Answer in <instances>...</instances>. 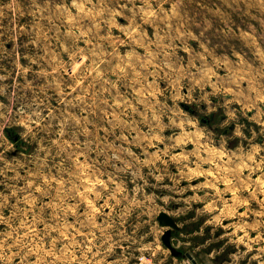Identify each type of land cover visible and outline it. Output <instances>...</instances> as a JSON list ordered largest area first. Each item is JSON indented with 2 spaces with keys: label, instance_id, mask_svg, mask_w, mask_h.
<instances>
[{
  "label": "rangeland",
  "instance_id": "rangeland-1",
  "mask_svg": "<svg viewBox=\"0 0 264 264\" xmlns=\"http://www.w3.org/2000/svg\"><path fill=\"white\" fill-rule=\"evenodd\" d=\"M188 252L264 264V0H0V264Z\"/></svg>",
  "mask_w": 264,
  "mask_h": 264
},
{
  "label": "water",
  "instance_id": "water-1",
  "mask_svg": "<svg viewBox=\"0 0 264 264\" xmlns=\"http://www.w3.org/2000/svg\"><path fill=\"white\" fill-rule=\"evenodd\" d=\"M162 220H165L166 221V225L167 226H170V227H173L175 225V222L172 218H170L169 216H167L166 214H163L161 215V218ZM170 238H171V231H167L163 237V242L165 244L166 247H168V249L171 251L172 255L175 256V257H181L183 256V253L178 250L170 241ZM189 260L192 261V263H196V261L194 260L192 254H190L189 252L186 253L185 255Z\"/></svg>",
  "mask_w": 264,
  "mask_h": 264
},
{
  "label": "trees",
  "instance_id": "trees-1",
  "mask_svg": "<svg viewBox=\"0 0 264 264\" xmlns=\"http://www.w3.org/2000/svg\"><path fill=\"white\" fill-rule=\"evenodd\" d=\"M8 133H9V136H10L12 139H16V140L19 139V136H18V134H17L15 131L9 129Z\"/></svg>",
  "mask_w": 264,
  "mask_h": 264
}]
</instances>
